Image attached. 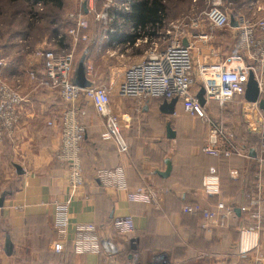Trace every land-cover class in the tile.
Instances as JSON below:
<instances>
[{
  "label": "crops",
  "instance_id": "crops-1",
  "mask_svg": "<svg viewBox=\"0 0 264 264\" xmlns=\"http://www.w3.org/2000/svg\"><path fill=\"white\" fill-rule=\"evenodd\" d=\"M224 1L225 8L236 20L243 16L255 21L264 15V11L252 5L254 1L264 4V0ZM131 2L129 11L119 10L116 20L107 25L113 30L109 31L92 14L98 9L97 0H85L82 11L86 16H94L93 25L85 30L87 41L74 45L66 36L55 43L56 36L47 34L37 43L39 47L51 46L58 51L75 48L71 80L75 82L82 76L91 85L103 84L111 91L110 107L128 145L126 151H121L115 141L103 139L105 118L88 103L82 118L87 131L80 150L85 183L74 191L67 166L55 156L60 146L65 102L56 89L42 84L44 59L27 49L21 48L18 52L15 43L2 56L12 65L9 73L17 74L9 83L19 79L26 101L18 110L15 131L0 143V264L50 261L129 264L135 253L141 264H151L159 257L182 264H264V167L256 160L264 122L260 107L264 92L256 100L244 93L222 106L204 95L208 113L224 123L245 156L203 152L210 125L187 112L178 100L170 113L163 108L170 99L120 96L117 91L126 69L143 60L153 40L158 43L162 34L160 26L165 23L162 21L155 28L151 24H136L130 16ZM194 23L188 24L190 28L201 27V32L206 31L208 35L200 39L188 31L180 39L192 46L196 65L194 91L198 94L204 88L198 65L224 60L230 64H249L252 60L247 56L240 58L238 28L230 24L214 28L210 23ZM24 35L21 38L27 37V33ZM144 35L148 41L137 40ZM165 45L166 42L160 43V48ZM6 67H1L0 72ZM30 71L36 74V79L29 77ZM260 76L264 79V68ZM168 161L171 168L165 174ZM117 166L124 168L129 186L146 185L155 189L157 201L130 202L124 192L104 188L97 171ZM1 171H6V175L2 176ZM209 174L219 177L218 193L208 194L203 188V178ZM256 195L260 229L253 231L258 247L241 258L238 255L241 230L257 224L252 216L254 210L243 211L241 207ZM63 201L69 203V224L64 237L55 224L57 204ZM119 216H132L136 227L133 235L115 233L113 220ZM76 223L97 225L102 245L100 253L73 252ZM59 239L65 242L62 253L54 250V243Z\"/></svg>",
  "mask_w": 264,
  "mask_h": 264
},
{
  "label": "built area",
  "instance_id": "built-area-1",
  "mask_svg": "<svg viewBox=\"0 0 264 264\" xmlns=\"http://www.w3.org/2000/svg\"><path fill=\"white\" fill-rule=\"evenodd\" d=\"M104 1V0H103ZM103 12L95 11V18L107 25L116 20L119 10H130L131 0H105ZM85 0H79L80 6ZM41 6V3H38ZM208 7L204 11L206 20L214 28H223L230 24L231 15L225 8L224 0H208ZM258 11H264V4L258 1L252 2ZM69 15L72 22L70 27L60 30L53 39L60 42L66 36L70 37L77 45L87 41L88 35L85 30L90 27L87 16L82 9ZM237 18V17H236ZM196 23V22H195ZM194 23V24H195ZM238 47L240 58L247 56L252 62L249 64H230L226 60L210 64L198 65V73L202 78L205 94L208 100L217 101L221 106L241 96L246 91L249 76L253 74L257 82L259 92H264V79L259 77V72L264 68V15L253 21L243 16L237 18ZM174 27H177L174 25ZM113 31L110 28H106ZM139 32V30H137ZM205 38L206 35H201ZM25 38V37H23ZM148 41L147 37L143 38ZM139 39V41H143ZM27 40V39H26ZM28 41V40H27ZM21 42V38L19 39ZM28 49L27 43L25 44ZM36 55L44 59V74L42 84L51 89H56L65 102L61 114L60 146L55 152L56 158L68 168L69 182L74 190L84 185L82 174L80 150L81 143L85 138L87 127L82 122L86 114L83 106L91 103L97 113L105 118L106 130L102 137L105 140H113L121 151H126L128 145L122 136L117 117L110 107V92L104 85H92L81 87L71 80L72 65L75 58V48H54L42 46L34 51ZM8 58L0 57V67L7 65ZM31 79H36L33 71L29 72ZM17 80V81H16ZM14 83L9 81L0 72V143L7 135H12L18 123V110L24 104L26 98L21 90V82L16 79ZM196 83V65L192 56L191 44H185L181 39L174 36L165 47L160 48L158 43L152 42L145 53L143 60L130 65L125 73L123 81L119 85L118 94L123 97L137 99L163 97L177 99L184 109L199 116L209 123L210 129L206 143L202 151L213 155L237 154L245 156L243 150L236 145L232 135L226 131L224 123L211 116L205 106L200 103L194 85ZM52 122H49L51 124ZM260 153L256 157L259 166L264 167V122L260 131ZM261 179V171L258 172ZM97 178L104 188L118 192H124L130 202L150 204L157 201L158 192L150 186L142 185L131 187L126 180L125 170L122 166L115 168H102L97 171ZM203 188L208 194L219 192V177L215 174L206 175L203 178ZM68 202L57 204L55 224L62 237L67 232L69 224ZM258 196L251 197L241 209L249 211L253 209L255 226L241 230L239 256L246 254L258 247L256 232L260 229V213L258 211ZM213 216L214 213H208ZM115 233L120 236L133 235L136 227L132 216H119L113 220ZM75 235L72 238V250L76 254L100 253L101 240L98 235L97 225L94 223H76ZM133 241V240H132ZM135 244V240L133 241ZM2 241L0 240V250ZM65 242L59 239L54 243V250L62 253ZM47 264H65L63 261H50ZM129 264H141L139 256L135 253ZM151 264H182L171 261L166 257L154 259Z\"/></svg>",
  "mask_w": 264,
  "mask_h": 264
},
{
  "label": "rangeland",
  "instance_id": "rangeland-1",
  "mask_svg": "<svg viewBox=\"0 0 264 264\" xmlns=\"http://www.w3.org/2000/svg\"><path fill=\"white\" fill-rule=\"evenodd\" d=\"M165 4L167 6V16L164 19L163 25L160 26L161 28V37L158 40V45L160 46V43L166 42V44L174 37L180 39L183 36H186L188 34V31L194 32L195 37L206 35L208 32L202 31L201 27L199 28H190L188 24L194 22L200 23H209L204 15V11L208 7V0H164ZM63 4L62 6H57L55 4H47L44 3L41 4V6L38 8H34L33 0H0V8L2 9V12H4L0 16V23L2 24L1 27L4 30L11 29L12 32H18L27 33V37L21 38L22 44H17L19 41H16L17 50L18 52L21 51V48H26V43L28 45L27 49L30 51L29 53H33L36 49L40 48L37 46L38 41H40L43 36L50 34L52 35L53 27L57 26V28H64L63 25L65 21L69 19V15L73 12L78 11L80 7L79 0H62ZM107 1L103 0H97V6L98 9H96L97 12H103L105 8V4ZM225 4V1H224ZM37 7V6H36ZM34 11V13L37 15V21L34 23L30 20L31 13ZM92 14H95V11L93 10ZM91 14V15H92ZM87 15V20L90 22V25L92 23L93 25V18L94 16ZM71 23V22H70ZM176 25L177 27H174ZM210 25V24H209ZM66 26L70 27V24H66ZM211 26V25H210ZM212 27V26H211ZM205 32V33H204ZM212 32V31H211ZM5 34V33H4ZM197 34V35H196ZM212 34V33H211ZM208 35V34H207ZM16 35H13V37ZM144 36H141L140 38L143 39ZM138 38L137 40H139ZM28 41H27V40ZM205 40V39H203ZM6 42V37H3L0 39V57L4 55V53H8L10 51L9 49H4L3 44ZM49 43H52V41H48ZM153 42L157 43L156 40H153ZM151 45V44H150ZM149 45V47H150ZM148 47V48H149ZM161 47V46H160ZM51 48V46H50ZM4 50V51H3ZM12 58V57H11ZM101 59V58H100ZM107 61L106 59L104 60ZM8 67V68H7ZM6 70H4V77L9 81L12 79L13 76L17 75L13 72V74L10 72L9 69L12 68L11 63L7 64ZM99 85V84H97ZM103 85V84H100ZM119 89V88H118ZM111 93V91L109 90ZM118 93V91H117ZM2 176L6 175V171H1ZM4 180V177L2 178Z\"/></svg>",
  "mask_w": 264,
  "mask_h": 264
},
{
  "label": "trees",
  "instance_id": "trees-1",
  "mask_svg": "<svg viewBox=\"0 0 264 264\" xmlns=\"http://www.w3.org/2000/svg\"><path fill=\"white\" fill-rule=\"evenodd\" d=\"M33 1L34 3L32 4L34 5V8H37V11L39 10L38 8L40 7L38 3H41V4L44 3L45 5L55 4L57 6H62L63 4L62 0H33ZM131 3H132V13L130 14V16L133 18L136 24L143 25V26L147 24H151V27L155 28L158 26L160 22L164 21V19L167 16V6L164 0H132ZM32 11L33 12L30 15L32 19L30 20L34 23L35 21H37V15L34 13L35 9L34 10L32 9ZM3 13L4 12H2V9L0 8V16ZM60 22L62 23L64 22L63 25L65 27L57 28V26H54L52 29L54 33L52 35L55 36L60 30H65L66 28H68L66 24L70 23V20L68 19L66 20V22L62 20ZM1 25L2 24L0 23V39L3 37H6V42L3 44V47H2L4 49L11 48L12 45L10 44L15 43L16 45L15 40L17 41L22 36H25L24 34H26L25 31L19 34L16 31L12 32L11 29L4 30L1 27ZM13 35H16V36L13 37ZM7 64H9V60L7 61ZM83 107L86 111V107L85 106Z\"/></svg>",
  "mask_w": 264,
  "mask_h": 264
},
{
  "label": "water",
  "instance_id": "water-1",
  "mask_svg": "<svg viewBox=\"0 0 264 264\" xmlns=\"http://www.w3.org/2000/svg\"><path fill=\"white\" fill-rule=\"evenodd\" d=\"M230 25L233 27H237V25H238L237 20L235 19L234 16H231ZM75 83L78 84L79 86L85 87V88L92 86L91 83L86 81L84 79V77H82V76H79L76 79ZM245 94L247 95V98H250L251 100H256L260 96L259 88H258L256 80L254 79L253 74H251L249 76V80L246 84ZM204 95H205V88H202L199 91V93L197 94V97L200 100V103L202 105H204V103H205V96ZM176 102H177V99H172L170 103H165V105L163 107L164 110L166 112H170V113L173 112ZM260 107L262 108L263 113H264V101H261ZM169 132L170 133L172 132L170 130V128H169ZM172 135H173V132L171 133V136ZM170 168H171V165H170V162L168 161V168H167V171L165 172V174H168V172L170 171ZM19 171L22 172V170L20 168H19Z\"/></svg>",
  "mask_w": 264,
  "mask_h": 264
}]
</instances>
